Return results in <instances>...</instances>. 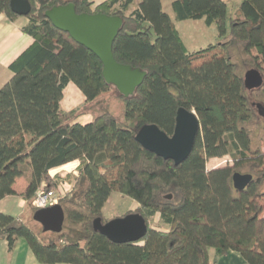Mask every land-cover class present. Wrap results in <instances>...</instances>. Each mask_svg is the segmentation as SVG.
<instances>
[{
    "label": "trees",
    "instance_id": "16d2710c",
    "mask_svg": "<svg viewBox=\"0 0 264 264\" xmlns=\"http://www.w3.org/2000/svg\"><path fill=\"white\" fill-rule=\"evenodd\" d=\"M9 1L0 0V13L14 19L19 15ZM29 2L22 31L33 41L10 63L12 76L0 87V200L15 195L16 179L28 172L21 195L32 219L31 200L51 169L78 161V175L58 200L62 230L43 232L54 238L45 240L29 223L0 211V240L12 248L24 239L46 264H211L210 250L264 264V115L256 109H264V0H240L234 17L223 0H171L174 20L215 25L218 41L193 52L161 0H107L93 9L89 0ZM69 2L77 13L122 17L113 56L146 71L133 95H120L104 80L101 61L44 15ZM251 68L263 83L246 89L243 75ZM70 82L84 101L66 111L60 101ZM111 89L123 102L120 118L98 102ZM179 107L195 112L200 129L188 157L175 165L144 149L135 134L156 124L171 135ZM84 115L91 120L79 122ZM223 156L230 165L206 168L208 159ZM236 172L252 176L242 190L233 186ZM114 191L138 204L121 216L144 217L140 240L113 243L93 230ZM156 215L164 230L151 226Z\"/></svg>",
    "mask_w": 264,
    "mask_h": 264
},
{
    "label": "water",
    "instance_id": "95a60500",
    "mask_svg": "<svg viewBox=\"0 0 264 264\" xmlns=\"http://www.w3.org/2000/svg\"><path fill=\"white\" fill-rule=\"evenodd\" d=\"M9 8L19 16H26L31 10V4L29 0H10ZM44 15L54 27L68 33L75 42L85 46L101 61L104 80L112 84L120 95H133L146 71L119 63L113 56L112 43L122 28V17L103 13H77L71 2L55 5L45 11ZM243 83L246 89H255L262 85L263 78L257 69L251 68L245 71ZM257 107L259 114L264 115L263 107L260 104ZM199 129L200 123L195 112L179 107L171 135L156 124H144L137 130L135 140L147 151L178 165L190 154ZM251 179L250 174L236 172L232 175L233 186L237 190L244 189ZM32 218L41 225L43 232L59 233L65 218L64 209L56 203L36 209ZM92 227L113 243L135 242L147 232L146 220L138 212H129L107 221L97 217Z\"/></svg>",
    "mask_w": 264,
    "mask_h": 264
},
{
    "label": "crops",
    "instance_id": "0c3cea01",
    "mask_svg": "<svg viewBox=\"0 0 264 264\" xmlns=\"http://www.w3.org/2000/svg\"><path fill=\"white\" fill-rule=\"evenodd\" d=\"M107 0H89L91 3V8L93 9L100 3ZM227 5L228 15L230 17H234L239 14L238 7L240 0H223ZM171 0H161L162 9L169 15L172 21H174L175 27L178 30L176 23L174 20V14L170 7ZM231 6V7H230ZM186 20H182L183 22ZM28 22V18L26 16H18L14 19H9L5 14L0 13V87L7 82L12 76V72L9 70V65L12 61H14L22 51H24L33 41L32 37L25 32L22 31V27ZM179 22V21H176ZM211 26V25H209ZM204 31V30H203ZM180 38L182 36L180 31L178 30ZM215 34V35H214ZM213 34L215 37V42L218 41L216 37V32ZM210 41V40H208ZM183 44L189 52L195 51L194 49H202L206 47L211 42H205L200 39L195 41L185 42L182 39ZM68 88L67 94H72L73 96L80 97L77 94V91L71 85V82L65 87ZM80 91V90H79ZM66 94L65 90L63 91V96ZM80 99V98H79ZM84 101V96L81 99V103ZM80 103V104H81ZM60 106L63 110H70L71 108L68 105V102L63 101V97L60 101ZM81 118H86V115L81 116ZM79 118V122L85 123L89 122L90 119H84L85 121H81ZM28 172H26L23 176L16 179L13 188L16 192L15 195H9L0 200V211L10 214L15 218L21 220L22 222H26V219L22 218L24 213L28 215L31 214V208L28 206L27 201L23 198L21 193L26 189L28 184ZM109 199V198H108ZM135 206L138 204L135 202ZM153 223L150 222L151 226L156 227L158 229H165V226L160 224L158 221V216L153 217ZM28 222V220H27ZM156 223H159L160 226H156ZM210 263L211 264H247L245 260L241 257V255L236 251H229L226 254L215 257L214 253L212 254L210 251L209 254ZM0 264H46L40 263L32 253L31 249L27 245L24 239L19 238L16 240L14 246L12 248L8 247L6 240H0ZM52 264H70V263H52Z\"/></svg>",
    "mask_w": 264,
    "mask_h": 264
},
{
    "label": "rangeland",
    "instance_id": "374dc122",
    "mask_svg": "<svg viewBox=\"0 0 264 264\" xmlns=\"http://www.w3.org/2000/svg\"><path fill=\"white\" fill-rule=\"evenodd\" d=\"M175 23L178 30L180 31L182 39L185 42L195 41L200 39L205 42L215 43L214 41L215 37L213 36V34L216 32V28L214 24H211V26L206 25L204 21L201 19L198 20L187 19L186 21L183 22L175 21ZM194 50L196 51L199 49L197 48ZM71 85L77 91V94L80 95V97L73 96L70 93L67 94L68 88H66L64 89L66 94L63 96V101L65 100V102H68L69 107L72 109L81 103L80 101L83 95L73 83H71ZM98 102L100 103L101 106L107 107L108 110L117 118L118 117L120 118L122 116L123 102L121 101V99H119V97H117V93L114 89H111L100 95L98 98ZM256 109L258 110V107ZM90 118L91 115H86V118H81V121H85L84 119H90ZM229 161H231L229 156L210 158L206 162V168L209 170L212 168L224 167L228 164L229 165L231 164ZM78 164H79L78 161H72L61 167L51 169L48 172L49 178L46 181H43L42 183L45 184L46 188H51L54 191H56L57 195H59L60 197L64 196L67 193V191L71 189L72 183L78 175V171H77ZM48 183L50 184V186L48 185ZM39 186H41V184ZM136 207L137 206H135V201L132 198L114 191L111 193L109 199L106 201L105 205L102 208V214H103L102 219L104 221H107L114 217L121 216L126 211L134 210ZM28 217L29 219H26ZM22 218L26 219V223H29L33 228V230L37 232L41 238H45V240H47L55 237V235L51 233L44 234L41 225L38 222L36 223V221H34L33 218L31 219L30 214L28 215V211L27 213H24L22 215ZM153 221H154L153 219L150 220V222L154 224ZM156 226H160L159 223H156ZM210 251L213 254V250Z\"/></svg>",
    "mask_w": 264,
    "mask_h": 264
},
{
    "label": "built area",
    "instance_id": "2783aa9c",
    "mask_svg": "<svg viewBox=\"0 0 264 264\" xmlns=\"http://www.w3.org/2000/svg\"><path fill=\"white\" fill-rule=\"evenodd\" d=\"M231 163V161H229ZM60 196L51 188H46L44 183H41L31 200V206L34 209L48 207L58 203Z\"/></svg>",
    "mask_w": 264,
    "mask_h": 264
}]
</instances>
